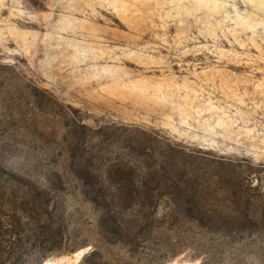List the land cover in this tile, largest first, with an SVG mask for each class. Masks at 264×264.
<instances>
[{
	"label": "rangeland",
	"instance_id": "1",
	"mask_svg": "<svg viewBox=\"0 0 264 264\" xmlns=\"http://www.w3.org/2000/svg\"><path fill=\"white\" fill-rule=\"evenodd\" d=\"M91 155L196 178L141 245L92 248ZM0 222L8 264H264V0H0Z\"/></svg>",
	"mask_w": 264,
	"mask_h": 264
},
{
	"label": "trees",
	"instance_id": "2",
	"mask_svg": "<svg viewBox=\"0 0 264 264\" xmlns=\"http://www.w3.org/2000/svg\"><path fill=\"white\" fill-rule=\"evenodd\" d=\"M98 160L99 156L91 155L89 157L85 171L77 176L78 185L76 188V194L82 197V201L89 205L96 214H99L98 218H95L88 225V234L91 236H88V239H86L88 242L85 244L89 243L92 248H95V244L91 243V240L94 242L100 240L106 244L122 243L125 246L130 244L141 245L140 241L149 239L154 220L153 213L143 210V207L145 205L147 207L152 206L151 203H154V199L160 195L170 198L186 196L187 188L183 187L182 184L196 178L195 175L183 170H154L150 168L136 170L132 167L123 169L112 166L105 167L103 164H99ZM59 176L61 177V175ZM121 201L127 202V206L124 205V207L125 209L130 208L135 218L134 225L138 226L139 230L120 232L119 227L122 219L110 214L109 210L111 209L110 206H116L117 202ZM185 202L187 203L186 206L188 205L187 209L191 208L192 211V207L196 205V202H189L188 199H185ZM133 204H139L140 208H131ZM100 213L102 214L100 215ZM21 217L27 219L28 216L21 214ZM37 220L40 225L39 228L45 230L46 227L49 231V226L45 225L43 216L40 215ZM0 228H3L1 222ZM55 231V236L50 237L53 240L51 245L47 248L42 245L47 253L62 251L60 245L64 239L65 230L59 225L55 228ZM127 250L132 251V249ZM15 253L17 252H14V249L5 250L1 247L0 264H8ZM173 254L171 252L167 257L173 256ZM16 257H20L23 264H38L44 259L45 255L43 254L32 261L29 260L30 258L25 252H19Z\"/></svg>",
	"mask_w": 264,
	"mask_h": 264
}]
</instances>
